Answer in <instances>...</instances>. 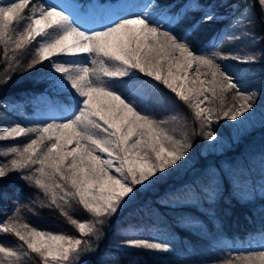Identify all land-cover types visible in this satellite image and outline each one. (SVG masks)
Segmentation results:
<instances>
[{"label": "snow or ice", "instance_id": "6c2138e0", "mask_svg": "<svg viewBox=\"0 0 264 264\" xmlns=\"http://www.w3.org/2000/svg\"><path fill=\"white\" fill-rule=\"evenodd\" d=\"M30 4L31 0L6 3L0 0V44L5 47L14 44L13 51L21 50L37 37L47 35V30L57 29L59 34L41 43L36 59L29 61L24 69L31 71L47 62L54 86L67 91L70 107L59 120L53 118L31 128L17 123L0 135L3 141L36 134V138H30L22 146L0 151L7 161L0 163V179L37 166L30 175L20 178L34 180L35 186L50 196L51 205L60 207L59 202L67 204L69 199L78 198V203L93 216L111 218L138 186L158 180V174L179 166L187 158L191 143L177 140L161 126L163 121L155 120L146 107L125 96L121 91L124 78L131 79L141 73L163 83L193 110L201 127H210L221 117L238 122L254 109L258 93L241 90V83L217 59L252 63L256 57L232 54L224 57L205 49L198 51L190 38L191 31L200 23L215 19L211 11L193 24L190 31L177 32L174 29L183 19L181 13L173 14L155 0H143L133 4L134 10L117 16L100 29L84 30L57 4H41L38 8L32 5L31 14L26 16ZM253 6L264 15V0H250L249 8ZM191 7L188 5L182 11L187 12ZM62 56L83 59L63 62L58 59ZM97 57L118 62L121 67L115 71L102 67V72L98 71L89 66L97 63ZM193 68L196 73L191 80L193 87H188L189 70ZM101 75L121 83L101 82ZM11 78L9 74L0 85L7 84ZM229 90L235 92V102L224 109V94ZM204 101L209 106L201 107ZM215 101L220 102L219 107L212 106ZM192 134L200 133L194 128ZM204 138L215 141L218 137L209 130ZM73 144L75 147L69 150ZM58 192L62 193L59 199ZM99 222L103 225L107 221ZM71 223L89 239L53 235L29 228L28 224L17 227L7 222L0 223V232L14 234L27 250L42 258L43 264H68L73 254L79 258L95 251L92 242L99 241L103 235L94 224L75 219ZM121 245L168 250L167 244L144 239H127ZM0 254L17 260L21 255L3 245ZM255 260L264 264V250L249 252L245 264H255Z\"/></svg>", "mask_w": 264, "mask_h": 264}, {"label": "trees", "instance_id": "16d2710c", "mask_svg": "<svg viewBox=\"0 0 264 264\" xmlns=\"http://www.w3.org/2000/svg\"><path fill=\"white\" fill-rule=\"evenodd\" d=\"M41 1L45 0H31L25 15H30L31 6H37ZM99 1L113 3L117 0ZM192 2L197 5L183 12ZM249 2L250 0H155L161 8L167 7L173 14H182L183 19L175 25L174 30L177 32L190 31L192 25L200 21L208 11L214 16L216 14L211 22L200 23L195 31H191L190 38L198 51L205 49L210 53L209 49L221 48L237 27L257 36V42L248 44L250 35L246 33L245 39L241 38L239 42L242 48L256 57L255 61L240 62L235 66L242 73L254 69H261L264 73L263 15L256 11L249 24L238 26L233 23L238 12L249 5ZM232 4H237L235 12L220 16L225 15L228 10L225 8ZM40 39L41 37H37L25 48L16 51H13L14 44L7 47L0 44V81L9 74L12 75L7 84L0 85V118L4 121L1 125L25 123V128L34 127L36 124L27 121L23 115L32 117V113L49 105L70 107L67 91L55 89L47 62L31 71L24 69L29 61L36 59ZM235 48L236 44L228 47ZM124 80L133 83L126 89L128 98L132 96L140 101L142 99L148 112L154 115L162 109L164 113L169 111L178 118L179 127L184 128L187 134L180 138V134L169 132L172 130L169 127L168 133L186 144L191 143L187 158L179 166L158 174V180L138 186V190L131 194V198L111 218L93 216L83 209L78 198L69 199L67 204L61 201L60 207L51 205L50 196L38 189L34 180L20 178L21 175H30L37 166L23 172H12L0 179V223L7 222L17 227L28 224L29 228H36L38 231L74 236L81 240H88L89 237L80 234L71 219L94 224L103 232L99 241L92 242L95 251L79 258L73 254L68 264H228L229 261L231 264H245V257L249 252L264 250V131H261L262 146L255 150L252 144L256 140H252L249 135H242L237 140H230L228 145L217 152L210 147L204 134L209 130L218 133L229 131L230 120L221 117L210 127H201L193 110L163 83L141 73ZM138 87V91H135ZM260 90L264 94V88ZM145 91L149 94L147 99L141 94ZM234 95L233 90L224 94V109L235 102ZM155 103L160 111L156 110ZM207 103L209 106L208 101ZM10 105L14 109L7 107ZM219 105V101L212 103L213 107ZM16 107L27 113L20 114ZM194 128L199 130V135L192 134ZM34 137L35 133H29L18 137L17 141L11 138L0 141V151L6 147L22 146ZM6 162V158L0 156V163ZM60 195L62 193L58 192V199ZM172 201L175 203L172 204ZM64 212L68 215H64ZM101 219L107 222L101 225ZM127 239L164 243L168 245V250L122 246L121 241ZM0 245L21 254L18 260L0 254V264H43L42 258L27 250V246L12 233L0 232ZM83 246L82 244L81 247ZM25 252L28 254L23 255ZM255 264H260V261L255 260Z\"/></svg>", "mask_w": 264, "mask_h": 264}, {"label": "rangeland", "instance_id": "374dc122", "mask_svg": "<svg viewBox=\"0 0 264 264\" xmlns=\"http://www.w3.org/2000/svg\"><path fill=\"white\" fill-rule=\"evenodd\" d=\"M5 1V0H4ZM64 1V2H63ZM130 1L133 0H117L115 2H108V1H99V0H93L92 5H89L87 1L81 2L80 0H46V1H41L40 3H37V8L41 4H57L58 6L62 7V10L65 11L66 14L70 15L84 30H98L101 27H103L105 24H108L112 22L117 16L121 14H125L127 12L124 11H118L116 10V6L119 7H124L126 6L127 3H130ZM138 2H143V0H137ZM190 5V4H189ZM192 8H194L197 4L196 2L191 3ZM237 8V4H232L229 5L226 9L225 15H220V16H226L227 14H233ZM256 9V10H255ZM256 11H259V8L256 6H253L249 8V5L244 6L240 12H238V16L234 19L233 23L243 24V23H250V19H253L254 16L256 15ZM216 16V14H215ZM219 16V17H220ZM264 18V15H263ZM252 21V20H251ZM246 26V25H244ZM235 33L232 32L231 36L227 38L225 42H223V45L219 49H214L211 50L209 49L208 51L211 52H217L220 54V56H228L229 54L232 55H237L241 58L250 56L248 50L244 49L241 47L239 44L240 39H245L246 33L250 35L249 40L247 43L249 44L250 42H257L258 37L253 36L248 31H245L242 27H237L236 29L233 30ZM58 30L53 28L47 30V35L41 37L39 41V46L41 43L52 40L58 35ZM230 44H236L235 49H228ZM224 49H223V48ZM83 57H66L62 56L59 60L63 62H68L72 60H82ZM97 63L95 65H89L90 67H96L98 71L102 72V67H107L110 70H117L118 68L121 67V65L118 62H114L111 60H108L107 58L103 57H97L96 58ZM217 62L221 65L222 68H226L228 73L231 74L235 79H237L241 85L243 91H255L258 93L256 100H255V106L254 109L251 110L250 114L246 116L245 119L239 120L238 122H233L230 121V124L228 125L229 131L225 132L223 131L222 133L215 132L217 135V139L215 141H209V144L211 145L210 147L214 149L215 151H220L222 148H224L226 145H228L229 141L231 140H237L239 137L242 135H249V137L252 138V140H256V142L253 145L254 150L258 147L262 146V141H261V136L262 132L264 131V94L260 89L264 88V73L263 70L259 69L256 70L254 69L251 72H240L237 71L235 64H238L237 60L234 59H217ZM202 71H207L202 70ZM189 83L188 87H193L191 80L195 78V68L189 70ZM202 79H204L203 76H201ZM101 82H107L113 85H119L121 82L120 81H113L109 80L107 77H103L101 75ZM124 87L121 88L122 93L126 96V89L127 87H130L132 82H128L127 80H123ZM56 90H63L55 86ZM139 87L135 89V91H138ZM128 90V89H127ZM142 96L147 99L149 94L147 91L141 93ZM131 95V94H130ZM45 98V97H44ZM130 99H134L138 105H141L142 107H145V104L142 103L141 101L135 97H129ZM147 101V100H146ZM208 103L207 101H204L203 104H201V107H207ZM155 108L157 111H160V107H157V104L155 103ZM8 108L14 109L12 105L7 106ZM68 109L67 106H53L49 105L45 109H41L40 111H36L32 113L34 116L32 117H27L29 115H23L27 121H29L32 124H40L42 122H50L53 118H61L64 114L65 111ZM19 111L20 114L27 113L24 112V110L19 109L16 107V111ZM62 110V111H61ZM154 110V109H153ZM156 113V112H155ZM149 114L157 121H163V125H161L165 130L168 131V127L172 128L171 131L169 132H176L179 135L180 138H182V135H186L187 132L185 133L184 128L179 127V121L178 118L171 114V112L166 111L165 113L161 111L154 115L151 112ZM1 117V115H0ZM0 132L4 133L8 128L10 127H15V124H4L1 125V122H4L3 119L0 118ZM59 120V119H57ZM22 127H25V123H22ZM35 126V125H34ZM31 128V127H30ZM185 133V134H184ZM102 135V133H101ZM11 138V137H10ZM36 138V137H34ZM14 141H17L18 138L12 139ZM264 140V137H263ZM71 147H75V145H70L69 150ZM106 158V156L104 157ZM115 174V173H114ZM236 183V182H235ZM263 183V182H261ZM263 189V188H262ZM172 204L175 202L172 201Z\"/></svg>", "mask_w": 264, "mask_h": 264}]
</instances>
